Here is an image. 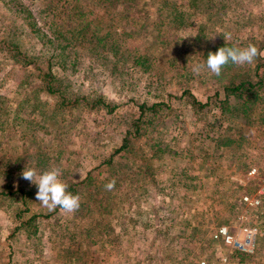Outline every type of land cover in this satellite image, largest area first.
<instances>
[{
  "label": "rangeland",
  "instance_id": "1",
  "mask_svg": "<svg viewBox=\"0 0 264 264\" xmlns=\"http://www.w3.org/2000/svg\"><path fill=\"white\" fill-rule=\"evenodd\" d=\"M172 1L181 13L175 24L163 0L128 7L116 5L119 0L77 1L103 38L98 45L82 39L66 67L54 61L53 70L65 73L67 91L116 104L108 110L64 107L36 69L9 60L1 39L11 32L10 41L39 55L46 69L50 43L33 39L16 9L24 3L42 24L52 0H0V264H220L226 254L230 264H264V192L257 190L264 88L258 97L245 96L254 101L247 113L229 107L222 115L214 108L229 78L239 79L261 62L264 79V58L229 63L219 76L194 71L206 64L207 53L228 43H253L264 51V0ZM63 10L59 6L54 19L65 27L71 16ZM110 44L119 45V56ZM137 55L145 63H134ZM191 94L209 105H192ZM142 101L162 103L155 115L146 110L150 124L143 117L139 134H129ZM126 131L129 144L114 151ZM252 166L255 174L248 172ZM25 167H59L61 179L76 184L79 209L43 207L36 185L20 177ZM113 179L114 189L106 190ZM244 194L261 201L250 204ZM223 225L236 238L244 226L255 227L253 251L214 237Z\"/></svg>",
  "mask_w": 264,
  "mask_h": 264
},
{
  "label": "trees",
  "instance_id": "2",
  "mask_svg": "<svg viewBox=\"0 0 264 264\" xmlns=\"http://www.w3.org/2000/svg\"><path fill=\"white\" fill-rule=\"evenodd\" d=\"M32 1L33 0H31V2ZM77 1L78 0H62L60 4H55V0H52V4L49 7V14H47V16H43L42 20H40L42 24H39V20H37V18L33 14L32 9H30L24 3H18L19 5L16 9V13L20 15L22 23L26 25L27 33L33 39L38 40L41 43V46H43V44H47V42L50 43L49 49L51 50V54L48 56V63L46 69H44L40 65L39 55L29 56L24 50L19 49L17 43L14 40L10 41L8 37L10 36L11 32L6 33V35H4L5 38H2L1 41L2 43H4L5 49L9 51V60L12 62V64H22L25 67L30 66L31 69H36V73L41 75L42 81L45 83V87L49 94L55 97L58 96L55 101L59 104H62L64 107H67L70 104L74 105L81 103L82 105L85 104L89 106V108L102 106L106 107L108 110H111L115 107L116 104L111 105L110 102L106 101V99L102 95H94L89 98L85 95L74 94L71 91H67V88L70 84L66 81L65 76H63V74L65 73L62 72L58 74L53 70L54 61H56L63 67H66L65 63L68 60V57H70V52H73V49L81 43L82 39L90 40V42H94L96 45H98V41H101L103 38L102 35H99L97 31H94L93 27L91 26V20H89L87 17H83L85 13H87V11L84 10L81 6H79L77 4ZM135 1L136 0H119L116 5L128 7L129 4L127 3L132 4ZM163 1L169 3L173 12L172 17H169L168 19L174 24L177 23L176 21L180 17L181 13H179L180 11L176 10V3L172 0ZM49 3L50 2H48L46 5H49ZM66 3L68 4L66 5ZM59 6H61V9H64V16H71V22H69L65 27L63 26V24H60V21L57 22L54 19L55 11L59 8ZM46 9L48 10V8ZM220 46L221 44L217 45V47ZM227 46L232 47V44L228 43ZM110 47L113 55L119 56V45L110 44ZM98 48L99 46H94V49ZM207 55L208 53L205 56L206 58ZM141 59L142 56L137 55L135 56V58H133V61L134 63H145V59ZM116 62L117 61L115 59V61H113V64ZM73 63L75 62L73 61L71 64ZM260 66L261 62H257L252 68V72H247L246 74H244V76L240 77L239 79L229 78V82H227L226 85L223 86V89L225 90L224 99L215 97L218 99L215 100L216 102H218V104L214 108H216L217 110L220 109V114L224 115L225 112L230 110L229 107H233L240 110L242 114L247 113V111H249V107L251 106V104L254 103V101L249 100L248 97L245 98V96H252L254 98L258 97V94H260L259 90H263L264 88V79L260 74ZM255 77L256 80L254 81ZM232 79L238 80L235 81ZM257 90L258 93H256ZM183 91L188 92V90ZM216 95H219V91H216ZM190 97L191 103L194 106H199L202 104L205 106L209 105V102H207V104H204L202 102H195L196 98H194L192 94L190 95ZM230 97L234 98V102H232L231 104L229 103ZM161 103L162 102H153L150 105H147L145 101L138 103L139 113L138 116L134 118V120L131 122L132 128L128 129V133L133 135L139 134V131H141L142 129L141 119L143 117H146L148 120H146L144 125L146 126L150 124L151 122H149V120L151 119V116L156 114L157 104ZM148 109L151 110V116L147 115L146 113V110ZM129 141L130 138L127 136L126 131L125 135L122 138L121 144L116 147L114 151L124 149L129 144ZM90 177V175H86L85 180L89 179ZM68 191L73 194H76V184L73 182H69ZM22 194H24L23 191ZM34 218V216H31V218H28L27 221H31Z\"/></svg>",
  "mask_w": 264,
  "mask_h": 264
},
{
  "label": "clouds",
  "instance_id": "3",
  "mask_svg": "<svg viewBox=\"0 0 264 264\" xmlns=\"http://www.w3.org/2000/svg\"><path fill=\"white\" fill-rule=\"evenodd\" d=\"M257 57L264 58V51L249 43L246 47H220L216 52H209L206 64L197 65L194 71L199 73L207 69L210 73L219 76L224 67L229 63L236 66L252 64ZM61 169L52 167L43 172H38L35 167H25L20 173V177L36 185V200L49 209L59 208L65 213H74L80 207V196L68 191V185L61 179ZM115 179L105 185V189L112 191L115 187Z\"/></svg>",
  "mask_w": 264,
  "mask_h": 264
},
{
  "label": "built area",
  "instance_id": "4",
  "mask_svg": "<svg viewBox=\"0 0 264 264\" xmlns=\"http://www.w3.org/2000/svg\"><path fill=\"white\" fill-rule=\"evenodd\" d=\"M248 172H249V174H255L257 172L256 167L252 166L248 170ZM262 176L263 177L261 178V184L257 188L259 194H260V192H264V160H263ZM243 199L246 200L247 202H249L250 204H259V202L261 201V199L258 197V195L250 197L248 194H244L243 195ZM242 231H243L242 237L236 238V237H233V235H231L228 232L227 226L223 225V226H220L213 233V235H214V237H217L218 235H220L224 239V241L226 243H228V245L231 246V247L232 246L236 247L237 249H239L241 251H245V252L253 251L255 227L244 226L242 228ZM204 262H205L204 260L200 261L201 264H204ZM177 264H182V263L181 262H177ZM220 264H230L227 254L225 256H223Z\"/></svg>",
  "mask_w": 264,
  "mask_h": 264
}]
</instances>
